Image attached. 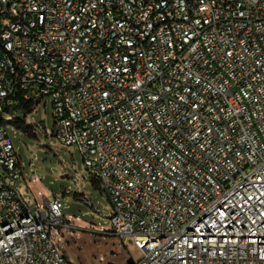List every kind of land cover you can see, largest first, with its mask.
I'll return each mask as SVG.
<instances>
[{"label": "built area", "instance_id": "built-area-1", "mask_svg": "<svg viewBox=\"0 0 264 264\" xmlns=\"http://www.w3.org/2000/svg\"><path fill=\"white\" fill-rule=\"evenodd\" d=\"M46 97L134 264H264V0H0V264H74L6 130Z\"/></svg>", "mask_w": 264, "mask_h": 264}, {"label": "rangeland", "instance_id": "rangeland-1", "mask_svg": "<svg viewBox=\"0 0 264 264\" xmlns=\"http://www.w3.org/2000/svg\"><path fill=\"white\" fill-rule=\"evenodd\" d=\"M28 121L33 134L14 125L6 127L25 174L18 188L34 214L47 210L46 200L61 199L67 227L53 233L59 251L74 264H134V255L112 234V203L88 176L82 155L53 136L50 97L40 102Z\"/></svg>", "mask_w": 264, "mask_h": 264}, {"label": "trees", "instance_id": "trees-1", "mask_svg": "<svg viewBox=\"0 0 264 264\" xmlns=\"http://www.w3.org/2000/svg\"><path fill=\"white\" fill-rule=\"evenodd\" d=\"M25 108H26V110H29V109H30V106H26ZM18 128L21 129L22 127L19 125ZM22 130L26 131L27 133L30 132V131H29L30 129H22ZM30 133H31V132H30ZM31 134H32V133H31Z\"/></svg>", "mask_w": 264, "mask_h": 264}, {"label": "water", "instance_id": "water-1", "mask_svg": "<svg viewBox=\"0 0 264 264\" xmlns=\"http://www.w3.org/2000/svg\"><path fill=\"white\" fill-rule=\"evenodd\" d=\"M48 203V201L46 200V204Z\"/></svg>", "mask_w": 264, "mask_h": 264}]
</instances>
